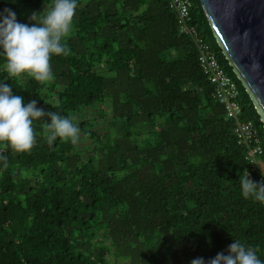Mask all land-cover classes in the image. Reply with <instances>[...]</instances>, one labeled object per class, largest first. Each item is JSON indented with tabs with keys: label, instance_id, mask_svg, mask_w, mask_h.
I'll return each mask as SVG.
<instances>
[{
	"label": "trees",
	"instance_id": "16d2710c",
	"mask_svg": "<svg viewBox=\"0 0 264 264\" xmlns=\"http://www.w3.org/2000/svg\"><path fill=\"white\" fill-rule=\"evenodd\" d=\"M52 0H0L31 24ZM191 26L237 84L241 119L264 124L219 46L200 0ZM68 56L54 80L0 83L24 102L73 118L77 144L49 146L36 123L30 152L0 144V264H205L233 240L264 260V206L241 194L250 168L236 122L214 96L194 39L171 0H77ZM50 122V121H49Z\"/></svg>",
	"mask_w": 264,
	"mask_h": 264
},
{
	"label": "clouds",
	"instance_id": "9594fccd",
	"mask_svg": "<svg viewBox=\"0 0 264 264\" xmlns=\"http://www.w3.org/2000/svg\"><path fill=\"white\" fill-rule=\"evenodd\" d=\"M77 0H52L41 12H32L31 24L20 23L9 8L0 12V56L4 58V70L9 77L26 74L41 84L54 80L51 58L68 56L71 49L66 43L72 29ZM43 121L42 135L49 146L59 138L61 142L75 145L81 136L73 118L57 111H45L37 107V101L24 102L13 94L10 84L0 83V144L12 153L30 152L37 142L36 123ZM50 121V122H49ZM0 162L8 167V157L0 152ZM240 175L241 194L245 199L264 204V173L260 182ZM227 254L218 253L207 264H264L257 249L240 240H233ZM190 264H205L203 258H195Z\"/></svg>",
	"mask_w": 264,
	"mask_h": 264
},
{
	"label": "water",
	"instance_id": "95a60500",
	"mask_svg": "<svg viewBox=\"0 0 264 264\" xmlns=\"http://www.w3.org/2000/svg\"><path fill=\"white\" fill-rule=\"evenodd\" d=\"M264 124V0H200Z\"/></svg>",
	"mask_w": 264,
	"mask_h": 264
},
{
	"label": "built area",
	"instance_id": "2783aa9c",
	"mask_svg": "<svg viewBox=\"0 0 264 264\" xmlns=\"http://www.w3.org/2000/svg\"><path fill=\"white\" fill-rule=\"evenodd\" d=\"M191 5V0H171V6L178 14L180 30L196 43L201 67L214 87L215 98L225 105L227 116L236 122L235 135L238 144L246 150V160L250 166L245 174L248 172L250 179L260 182L264 173V147L260 133L253 121L241 119L243 109L238 86L224 71L204 38L191 26Z\"/></svg>",
	"mask_w": 264,
	"mask_h": 264
}]
</instances>
